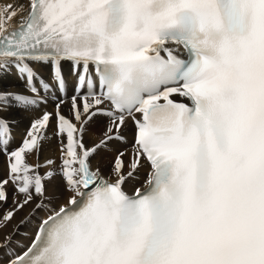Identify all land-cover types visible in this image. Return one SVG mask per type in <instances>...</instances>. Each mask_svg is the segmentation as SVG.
Masks as SVG:
<instances>
[{"label": "snow or ice", "instance_id": "snow-or-ice-1", "mask_svg": "<svg viewBox=\"0 0 264 264\" xmlns=\"http://www.w3.org/2000/svg\"><path fill=\"white\" fill-rule=\"evenodd\" d=\"M65 63L76 94L71 119L64 100L56 104L57 170L39 173L53 159L26 163L38 161L52 113L11 151L0 119V202L11 184L15 205L0 228L37 198L35 209L48 211L23 251L4 237L0 264H264V0L0 2V77L14 71L24 85L0 90V108L32 109L52 84L65 93ZM38 66L49 67L51 83ZM96 116L108 124L89 147ZM128 120L131 151L116 154L104 179L91 158L123 141ZM145 162V188L128 195L123 185ZM55 175L68 196L48 208L44 182Z\"/></svg>", "mask_w": 264, "mask_h": 264}, {"label": "bare ground", "instance_id": "bare-ground-1", "mask_svg": "<svg viewBox=\"0 0 264 264\" xmlns=\"http://www.w3.org/2000/svg\"><path fill=\"white\" fill-rule=\"evenodd\" d=\"M0 2H7V0H0ZM25 2H26V0H25ZM18 21H19V18H16V20L13 21V24L15 25ZM37 71L39 72V74L46 81H48L49 83H51L50 69H49L48 66H38L37 67ZM62 72H63L64 80L66 82V93L64 94V96H61L59 94V92L55 90V85L52 84V89L53 90L52 91H49L46 94L42 93V95L45 96V99L38 106H36V107H34L32 109H28V110L23 109V108L13 107L12 109L10 108L11 111H9V112H7V111H5V109L3 110L1 108L2 110L0 109V119L6 120V121L9 122V124L14 125V123H18V122H20V121H22L24 119L22 116H20V113H23L28 118H33V119L36 120L37 118H40L43 115L44 112L50 113L52 111V108L55 107L56 104L61 99H63L64 100V103H65V104L64 103L61 104V112L63 114L62 106L63 105H67V106L70 105L71 106V98H72L73 95L76 94L75 93L76 76L73 74L72 67L68 63H65V64L62 65ZM72 89H73V91H72ZM0 90H4V91H21L22 92L24 90V85H23V83L20 80H18L16 78L15 72L13 71V72H11L9 74H5L2 77H0ZM175 98H177V97H175ZM54 109L55 110L52 112V114H53L52 120L54 119V121H52V123H53L52 126L53 127H55V123H56V121H55V111H56V108H54ZM32 120H30V121H32ZM19 124H18V126H19ZM107 124H108V121H107V119L105 117H103V116H96V117H94L92 119V122H91V129L94 132L99 133V135H96L97 133L95 134L94 132H89L88 134H85L84 135V138H83V141H84L85 145L91 147L94 144L98 143L99 142V139L102 137V134H103V132H104ZM20 126H22V125L20 124ZM13 127H12V129H13ZM18 128H20V127H18ZM15 135H16V133H15ZM120 135L127 142L129 140L133 141L134 140V126L132 124H130L129 121H127V123H126L125 127L122 129ZM12 137L13 136L11 135V139H12ZM51 137H52V134H51ZM54 139L55 138H52L51 140L54 141ZM57 141H58V139H57ZM14 142H16V141H14ZM49 142L50 141H48V139L44 140L43 141V146L50 145ZM58 143H59V141H58ZM126 144H129L130 145V141L128 143H126ZM51 146L52 145H50L48 147L52 148L53 146L52 147ZM48 147H47V149H49ZM43 148L44 147H42V149H41V151L39 153V160H40V162L42 164H44V162L46 160H48V159L56 160L57 157H58L57 159H59L60 153H59L58 149L55 148L54 151H52V150L50 151V149H49V152L48 151L45 152V150L43 152ZM115 149H118V152L120 150V151H123V152L126 153V150H125V142L120 141V140L110 141L109 144H108V146L106 148H101V149H99L95 153V155L91 158V163L94 165L95 163L99 162V160H100V161H102L101 163H103V166L105 168H107L106 165L108 163H110L111 161H113L114 158H115V156H116ZM114 151H115V153H114ZM126 158H128V157H126ZM7 163H8V161H7ZM30 163H32V162H30ZM6 167L4 169H6ZM50 169L51 168H47V171L50 170ZM125 171H127V169H125ZM150 171H151L150 167L146 163H144L140 167V169L134 174V177L133 178H130V179H128L126 181V183L123 185V190L128 195H132L133 192H134V190L136 188L144 189L145 188V181L147 180L148 173ZM144 172L146 173L145 177L143 175ZM109 173H110V170H107L104 173H102L103 178L104 179H107L109 177ZM60 179H61V177H60ZM140 183H142V186H139V185L134 186L135 184H140ZM45 188H46V196L48 197V199H46L44 201V203H45V205L48 208L59 207L60 205L66 203L68 194L64 191L63 181H62L61 184L59 183L57 185V187L54 188V189H51L50 187H45ZM20 198L22 199V197H20ZM21 199H18V200H21ZM51 200L52 201L54 200L57 203L54 202V204H51L52 203ZM38 202H39V198H37L36 200H34L29 205L25 206L22 210L16 212L15 215H14V218L11 220V222L8 223V225L6 227L0 228V243H3L4 237L6 235H11V237H12L11 246H12V248L15 251H17V252L23 251L24 249H26L29 246V244L32 242V240L34 238L35 230H36L38 224H40V222L44 218H46V216L48 215V211L46 210V208L35 209V206H36V204ZM14 207H15V205L13 204L11 206V208H8V210H6L5 212L13 209ZM34 209H35V211H34ZM1 212H0V214H1ZM1 216H2V214H1Z\"/></svg>", "mask_w": 264, "mask_h": 264}, {"label": "rangeland", "instance_id": "rangeland-1", "mask_svg": "<svg viewBox=\"0 0 264 264\" xmlns=\"http://www.w3.org/2000/svg\"><path fill=\"white\" fill-rule=\"evenodd\" d=\"M72 91H73V89H72ZM65 104V103H64ZM14 107V106H13ZM13 107H9L8 109L6 108L5 109V111H7V112H9V111H11V109L13 108ZM70 105L69 106H67V105H63L62 106V111H63V115L65 116V117H68V118H70L71 119V112H70ZM11 108V109H10ZM54 108H56V106L55 107H53L52 108V111L50 112V113H52L55 109ZM1 109V108H0ZM3 109V108H2ZM1 109V110H2ZM10 109V110H9ZM4 110V109H3ZM20 116H22L24 119L22 120V121H20V122H18V123H14V125H12V124H9L10 125V128L12 129V127H13V131L11 130V135L13 136L12 137V139H11V141H10V144H9V151H11V150H14V149H16V148H18L20 145H22V140H24V138L26 137L25 135L27 134V132H28V130L30 129V127H31V123L35 120V119H33V118H28L27 116H25L23 113H20ZM33 119V120H32ZM38 119V118H37ZM30 120H32V121H30ZM27 121V122H26ZM31 123H30V122ZM52 121H54V119L53 120H51V122H50V127L48 126V130L46 131V135H48L47 137H49V139H48V141H50L49 143H50V145H52L51 147L52 148H50V147H48V146H50V145H45V146H43L44 148H43V152H44V150H45V152H49V149H50V151L52 150V151H54V149L56 148V149H58V151H59V143H58V141H57V138H55L54 137V129H55V127H53L52 126ZM29 122V123H28ZM92 122V121H91ZM91 122L87 125V130H86V132H85V134H88L89 132H94L92 129H91ZM22 125V126H20V124ZM18 124H19V126H18ZM25 125V126H24ZM20 127V128H18V127ZM16 128V129H15ZM24 128V129H23ZM19 133H18V132ZM23 131V132H22ZM27 131V132H26ZM51 131V132H50ZM50 132V133H49ZM15 133H16V135H15ZM23 135H21V134ZM24 133V134H23ZM95 134L97 133V132H94ZM20 134V135H19ZM51 134H52V137H51ZM84 134V135H85ZM96 135H99V133H97ZM17 136V137H16ZM21 137V138H20ZM14 138V139H13ZM19 138V139H18ZM52 138H55L54 139V141L53 140H51ZM17 139V140H16ZM21 140V141H20ZM14 141H16V142H14ZM130 141V145L129 144H125V150H126V153H128V152H130L131 151V145H132V143H133V141H131V140H129ZM21 142V143H20ZM18 143V144H17ZM55 144V145H54ZM57 144V145H56ZM13 147V148H12ZM47 147L49 148V149H47ZM47 149V150H46ZM128 150V151H127ZM115 151H116V153H115ZM115 151H114V153L115 154H117L118 153V149H115ZM119 152H121L120 150H119ZM34 156V157H33ZM6 159H5V158ZM31 157V158H30ZM126 157H128V158H126ZM34 158V159H33ZM58 158V157H57ZM56 158V166H54L53 168H51L50 170H48V171H55V170H57L58 169V166H59V163H60V161H59V159H57ZM5 159V160H4ZM124 159H125V161L127 160L128 161V159H129V156L126 154L125 155V157H124ZM34 160V161H33ZM7 157L5 156V155H3V154H0V179H5L6 177H7V174H8V168L6 167L7 166ZM126 161V162H127ZM6 162V163H5ZM30 162H32V163H30ZM37 162H39L40 164H42L41 162H40V160L38 159V161H37V157H36V155L35 154H32V155H26V163L28 164V165H31V166H35L36 164H37ZM102 161H100L99 160V162H97V163H95L94 165L92 164V166H93V168H96V167H99L100 168V170H101V172L102 173H104L105 171H107V170H110L111 169V166H112V162L113 161H111L110 163H108L107 165H106V167L107 168H105L104 166H103V163H101ZM2 165V166H1ZM6 167V169H4ZM140 169V168H139ZM138 169V170H139ZM47 172V168H40L39 169V173L41 174V175H44L45 173ZM143 175H144V177H145V175H146V173L144 172L143 173ZM60 175H55V177H53L51 180H46L44 183H45V187H50L51 189H54V188H56L57 187V185L60 183H62V178L60 179ZM59 178V179H58ZM55 179V180H54ZM62 180V181H61ZM54 182V183H53ZM136 185H139V186H142V183H140V184H135L134 186H136ZM6 188H7V202L5 203V202H0V212L2 211L3 213L6 211V210H8V208H11V206L13 205L12 203H13V196H14V188H13V186L12 185H7L6 186ZM10 190V191H9ZM17 198V200L18 199H21L20 198V196L17 194V196H16ZM51 204H54V202L55 203H57L56 201H52L51 200ZM6 204V205H5ZM5 208V209H4ZM7 208V209H6ZM1 212V214H3ZM1 214H0V216H1Z\"/></svg>", "mask_w": 264, "mask_h": 264}]
</instances>
